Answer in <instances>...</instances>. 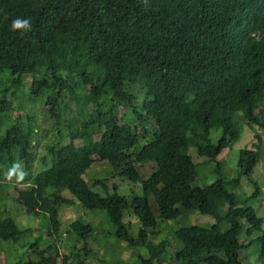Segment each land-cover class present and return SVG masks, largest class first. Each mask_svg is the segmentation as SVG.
Wrapping results in <instances>:
<instances>
[{
    "label": "trees",
    "instance_id": "obj_1",
    "mask_svg": "<svg viewBox=\"0 0 264 264\" xmlns=\"http://www.w3.org/2000/svg\"><path fill=\"white\" fill-rule=\"evenodd\" d=\"M17 18H30L32 30L13 31ZM22 104L31 109L15 115ZM35 104L64 122L41 154L52 130L37 126ZM244 125L264 131V0H0V189L23 184L0 201L42 219L22 229L0 218V239L28 246L17 264H91L95 225L61 220V208L74 204L106 211L112 236L146 247L140 264H245L242 251L255 241L264 264V218L245 204L259 185L243 201L236 192L264 156L261 133L240 150L238 175L203 187L190 154L221 172L218 157ZM216 128L222 135L213 143ZM95 156L114 177L141 182L143 193L120 194L115 183L95 191L85 178ZM125 212L137 217V233ZM194 213L215 222L179 226L177 243L152 240L159 221ZM65 236L70 250L61 253Z\"/></svg>",
    "mask_w": 264,
    "mask_h": 264
},
{
    "label": "rangeland",
    "instance_id": "obj_2",
    "mask_svg": "<svg viewBox=\"0 0 264 264\" xmlns=\"http://www.w3.org/2000/svg\"><path fill=\"white\" fill-rule=\"evenodd\" d=\"M31 81V77H27V84L25 85L26 89L30 88ZM23 101L25 102L26 98ZM28 108H30V106L27 107L25 104H22L15 110L14 114H22ZM34 109V116L37 126L39 128H43V130H52V132L48 134L46 138H43L41 146H39L38 148V153L41 154L44 151L43 144L48 142V140L51 139L50 137L54 136V133L57 131L56 127L59 128L64 126V122L63 119L60 122V118L57 120L50 119L49 114L46 113L38 104H35ZM121 112L125 113L126 111L125 109H123ZM133 116V114L129 113L126 118L127 120H133ZM146 124L149 125V121L146 122ZM151 128L153 129L152 126ZM256 132L261 133V147L264 152V131H260V129L258 128H249L247 125H244L241 138L238 141L234 142L230 147L224 149L218 157V160L223 162V169L221 170V172L216 171L217 162L213 161L211 163H204L205 159L203 157H198L196 150L191 149L190 154L193 156L194 161L198 164L199 170V176L195 181V185L203 187L214 182L220 176L231 178L238 175V159L240 150L245 147H251L252 142L255 140ZM221 135V128L213 129L211 132L212 142H218ZM142 144H144V142L141 143V145ZM95 159L96 162H94L92 167L85 174L86 180L90 182V186L95 191L101 194H106L107 192L112 191L111 187L115 183L118 186V191L120 194L131 196L133 194L143 193L141 182L133 183L119 176L114 177L112 167L107 161L100 160L98 156H95ZM97 180H107L109 184H107V186H103L101 184L94 186L93 183ZM2 182H7V180L2 178L0 179V183ZM17 182H13L18 185L17 188H15L14 186H10L6 190L0 189V197H4L9 194L11 197L16 198L18 196L17 189L23 188V184ZM255 182H257L259 185V194L256 197L250 198L248 202H245V204L255 208L258 215L264 218V156L262 157L259 164L255 167L251 178L247 176H244L242 178L241 186L236 191L242 201L254 194V192L256 191L254 185ZM67 195H69V193H67ZM2 199L3 200L0 201V218H3L5 216H12L17 221L19 227L22 229L40 227V222H42V219H38L34 215L32 216L26 214L24 210H22V207L12 200L6 201L5 198ZM80 216H82L86 221L92 222L95 225L98 233L96 235V243L99 246H96L94 248V251H96V256L95 258L91 259V264H140V262L138 261L139 255L148 256L149 251L146 247L142 246L130 249L125 244V242L120 241L117 237L110 234V232L113 231L114 227L106 211L86 209L84 207H80L78 204L64 205L61 208V220L63 222V226H68L73 220ZM124 220L126 222L130 221L132 223L131 231L133 233H137L139 231L140 223L134 214L125 212ZM179 220L170 221L169 223L162 220L159 221L161 232L159 236L153 235L152 240L158 242L162 239H170V241H174L175 243H177V240L174 237V231L179 226L190 224L211 226L215 222L213 218L200 213H194L184 221ZM44 231L45 229H41L35 234L40 235L41 232ZM65 238L66 239L64 240V242L58 244L61 253H68L70 250V244L67 243L69 240L67 239V236H65ZM28 239H32V236L27 237L26 241H29ZM45 243L46 238L42 241V245H44ZM27 247L28 246H26L22 242L14 244L10 241H4L0 239V264H5L6 262L7 264H17L20 259H24L27 256ZM259 249L260 244L257 241L253 242L249 247L245 248L242 251V258L244 260V263L262 264L258 256ZM104 258L106 259L105 261H103ZM167 258H169L170 260L169 254H167ZM58 260L60 261L61 257H59ZM171 262L175 263L174 261Z\"/></svg>",
    "mask_w": 264,
    "mask_h": 264
},
{
    "label": "clouds",
    "instance_id": "obj_3",
    "mask_svg": "<svg viewBox=\"0 0 264 264\" xmlns=\"http://www.w3.org/2000/svg\"><path fill=\"white\" fill-rule=\"evenodd\" d=\"M11 28L13 31L23 30L20 34L24 35L25 32H29L32 30L31 19L17 18L12 22ZM14 174H15L14 170H10V172L8 173L9 179H11ZM18 179H23V174H21L20 177H18Z\"/></svg>",
    "mask_w": 264,
    "mask_h": 264
}]
</instances>
